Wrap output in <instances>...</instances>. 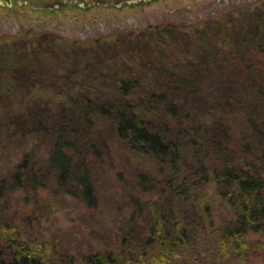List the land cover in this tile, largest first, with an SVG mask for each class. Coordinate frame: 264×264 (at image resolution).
I'll return each instance as SVG.
<instances>
[{"label":"rangeland","instance_id":"obj_1","mask_svg":"<svg viewBox=\"0 0 264 264\" xmlns=\"http://www.w3.org/2000/svg\"><path fill=\"white\" fill-rule=\"evenodd\" d=\"M260 9H264V0H145L119 6L66 4L38 10L17 0H10V4L0 0V88L2 92L7 90V80L27 81L22 88L19 86L25 94L22 101L11 99L13 107L9 111L7 100L1 104L5 106L0 110V223L10 222L20 239L45 251L53 264H79L90 252L123 238L129 243L132 238H139L152 222L154 204L163 212L170 207L176 210L186 226L189 222H193L190 227L199 224L190 205L171 193L166 167L116 139L110 122L99 121L95 128H88L83 122L79 129L75 126L78 139L72 150L86 168L95 204L90 206L83 199L76 180H70L65 189L60 188L48 163L52 139L44 131L46 124L40 123L43 118L36 110L32 116L23 117L22 108L25 103L36 109L47 104L51 108L47 116L51 118L58 103L67 101L62 93H71L79 110L82 105L78 93H104L109 97L112 88L109 80L102 78V69H115L122 61L116 59L112 65L104 61L98 76L92 70H84L88 56L80 54L68 64V51L76 43L95 48L97 41L117 43L114 49L124 52L119 59L123 58L122 65L127 69L138 58L131 36L154 33L159 40L150 26L172 32V39L164 32L161 42L166 47L162 49H167L162 58L173 46L176 49L171 53V64H179L194 78L195 70L187 61L200 60L203 53L193 45H180L182 39L178 35L187 26L204 29L221 21L233 28L228 27V34L214 38L217 47L211 48L209 61L200 62L198 79H194L196 92L179 95V113L171 123L162 114L152 118L157 130L169 128L167 136L181 144L179 171L190 184L196 182L191 191L193 198L199 202L203 198L209 200L215 228L223 230L225 217L234 212L233 207L219 198V178L214 175L206 180L201 174L220 171L223 160L232 165L256 160L264 168V55L252 48L246 31L239 32L241 23H236L241 16ZM152 59L157 66L147 70L150 74L164 66L160 57ZM145 82L148 81L142 82L138 92L147 85ZM6 124L19 125L23 130L12 136ZM191 138H197L195 148ZM25 154L35 167L36 178L25 173L18 187L11 175L13 166ZM142 175H146L145 181ZM213 242L203 233L192 246V257L189 253L186 257L195 259L193 264H234L231 256L223 260L213 254ZM128 247L133 250L132 245ZM263 262L255 259L252 263Z\"/></svg>","mask_w":264,"mask_h":264},{"label":"trees","instance_id":"obj_2","mask_svg":"<svg viewBox=\"0 0 264 264\" xmlns=\"http://www.w3.org/2000/svg\"><path fill=\"white\" fill-rule=\"evenodd\" d=\"M236 23H241L238 24L239 32L246 31L245 35L249 38L252 48L258 54L264 55V9L241 16ZM227 24V22L215 21L206 25L204 29L195 25L181 30V34L178 35L182 39L180 45H193L195 50L203 53L200 60L187 61L189 66L195 70L194 78L186 69L178 66L179 64L176 63V67L171 64L174 62L171 53L176 49L173 46H170L168 56L162 58L163 52L167 49H162L166 47L161 42L164 40V32L168 33L166 35L170 39L173 37L172 32L165 29L161 31L160 28L154 27V29L150 26L149 29L156 30L155 33L159 40L154 38V33H149L151 35L149 39L146 38L149 35L146 33L131 36L129 39L133 42L131 44L138 53V58L131 61L127 69L125 65H122L124 64L123 58L119 59L124 52L121 49L120 51L114 49L118 46L117 43L101 44L97 41L96 48L83 47L76 43L68 51V57L65 59L68 64L80 54L84 57L88 56L89 61L84 65V70H92L98 76L101 74L99 68L104 61L110 62V65L117 60L122 61V64L117 62L115 69L112 66L104 68V71L102 69V78L109 80L112 88V91H109V97L104 93H78L79 103L82 105L79 110L77 109L78 102L71 96L72 94L62 93L67 101L58 103L51 117L52 121L47 116V112L51 111L50 106L39 105L40 108L37 106L38 109H36L25 103L22 108L24 109L23 117L32 116L31 114L36 110L35 112L43 118L40 123L46 124L44 131L52 139L48 163L52 165L56 173V184L60 188L65 189L70 180H76L82 189L83 199L90 206L95 204L93 186L85 171L86 168L76 159L72 149L78 139L76 138L77 130L82 122L88 128H95L94 126L99 121L110 122L116 139L124 141L134 152L149 155L158 162L159 166L166 167L168 171L166 178L171 193L175 198H182L183 202L186 201L185 203L190 205L199 223L190 227V223L193 222H189L186 226L176 210L170 207L163 212L154 204L152 222L150 226L145 227V232L139 238H132L130 243L127 242V238H123L102 250L90 252L79 260V264H193L195 259L191 261L186 256L189 253L192 257V246L198 236L203 237V233H206L207 238L214 239L215 243H212L211 251L219 259L224 260L231 256L234 264H254L255 262H252L255 259L264 261L263 166L258 165L256 160H251L246 164L232 165L224 161L222 157L223 161L218 167L220 171L214 170L207 174L204 173L206 170L202 167L205 171H202L204 174L201 176L203 175L206 180H210V177L214 175L219 178L222 189L218 193L219 198L223 202L227 200L228 205L234 210L231 215L228 214L225 217L223 230L218 231L211 215L209 200H204V198L202 202L195 200L191 191L196 182L190 184V181L187 182L186 177L179 171L181 144L177 142V139L174 140L167 136V132H170L169 128L157 130L152 118L157 114H162L167 120L169 119V123L176 119L180 108L179 95L196 92L197 84L194 79H198L197 69L209 61L211 48L217 47L216 42L213 41L214 38L222 33L228 34L226 32L228 27L233 28L232 25ZM174 28L176 27L173 26L172 29ZM173 44L172 42L171 45ZM223 47L224 45L221 49H224ZM94 56L97 57L93 58ZM156 56L162 59L163 69H156L153 74L147 73V70L152 69L154 64L157 66V62L155 63L152 59ZM71 69L69 72L73 74L74 68L73 71ZM31 77H34V74ZM143 81H148L145 82L147 85L141 92H138ZM26 82L17 78L5 81V84L9 85L5 88L7 89L5 92H2L3 89L0 88V110L6 105L9 111L13 107L12 102H9L11 99L16 98L22 101L23 97L25 98L21 88ZM4 100L9 103L1 106ZM8 125L6 124V130L11 132L12 136L16 137L17 131L22 132L23 130H20L19 125ZM185 133L188 131L186 130ZM196 139L191 138L193 148L198 146ZM24 156L21 162L13 166L11 175L15 186L18 187L27 173L30 172L32 177L36 175L34 165L27 160L28 154ZM145 177L146 175L141 176L142 181L146 180ZM5 182H2L3 187ZM253 236H256L255 239ZM126 237H129V233ZM250 240L253 241L249 243ZM131 245L133 250L128 249ZM46 256L45 251L36 250L20 239L17 229L10 222L0 223V264H53L50 257Z\"/></svg>","mask_w":264,"mask_h":264},{"label":"water","instance_id":"obj_3","mask_svg":"<svg viewBox=\"0 0 264 264\" xmlns=\"http://www.w3.org/2000/svg\"><path fill=\"white\" fill-rule=\"evenodd\" d=\"M7 4H10V0H4ZM145 0H17L19 4H26L31 8L38 9H53L64 6L66 4L79 5L82 7H88L93 4H100L103 6H119L122 3H130Z\"/></svg>","mask_w":264,"mask_h":264}]
</instances>
